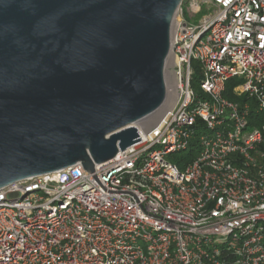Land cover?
Instances as JSON below:
<instances>
[{"label": "built area", "instance_id": "obj_1", "mask_svg": "<svg viewBox=\"0 0 264 264\" xmlns=\"http://www.w3.org/2000/svg\"><path fill=\"white\" fill-rule=\"evenodd\" d=\"M170 56L166 120L94 165L106 192L81 163L0 190V264H264V0H188Z\"/></svg>", "mask_w": 264, "mask_h": 264}, {"label": "water", "instance_id": "obj_2", "mask_svg": "<svg viewBox=\"0 0 264 264\" xmlns=\"http://www.w3.org/2000/svg\"><path fill=\"white\" fill-rule=\"evenodd\" d=\"M187 1L0 0V190L78 163L99 184L95 164L161 128Z\"/></svg>", "mask_w": 264, "mask_h": 264}, {"label": "trees", "instance_id": "obj_3", "mask_svg": "<svg viewBox=\"0 0 264 264\" xmlns=\"http://www.w3.org/2000/svg\"><path fill=\"white\" fill-rule=\"evenodd\" d=\"M194 68L196 70V77L194 79V82L192 84L193 88L196 90V92L200 91V87H199V83H200V66L198 63H193ZM239 84H241V81L237 80V79H233L230 80L229 83H227V93H226V97L234 102H245L246 99H240L237 98L236 95L234 94L233 90L235 87H237ZM261 122L264 121V118H260L259 119ZM183 159H187L188 161L193 159L194 157V151L191 150L188 154L184 155V156H179V158Z\"/></svg>", "mask_w": 264, "mask_h": 264}, {"label": "rangeland", "instance_id": "obj_4", "mask_svg": "<svg viewBox=\"0 0 264 264\" xmlns=\"http://www.w3.org/2000/svg\"><path fill=\"white\" fill-rule=\"evenodd\" d=\"M184 11H185V19L187 22H189L190 24H194L197 25L201 22V20L206 17L209 14V11L207 10L206 7H203L197 11L191 10L189 9L186 5L184 6ZM168 71V72H167ZM166 76H167V80L168 82L170 81V76H171V69L170 67H166ZM201 134H206L209 135V131L205 128H201L200 130ZM195 152L198 151V148H194ZM170 161H172L173 163H177L176 160H173L171 157L168 158Z\"/></svg>", "mask_w": 264, "mask_h": 264}, {"label": "bare ground", "instance_id": "obj_5", "mask_svg": "<svg viewBox=\"0 0 264 264\" xmlns=\"http://www.w3.org/2000/svg\"><path fill=\"white\" fill-rule=\"evenodd\" d=\"M172 62H173V59H172L171 56H169L166 67H167V68L170 67V66L172 65ZM167 72H168V71H167ZM167 79H168V78H167ZM171 104H172V103H171ZM170 109H171V106L169 107V109H168L166 115L168 114V112L170 111Z\"/></svg>", "mask_w": 264, "mask_h": 264}]
</instances>
